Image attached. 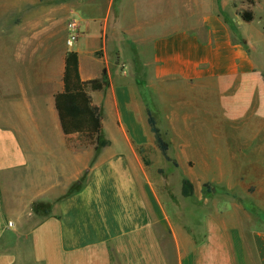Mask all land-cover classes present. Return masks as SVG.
Here are the masks:
<instances>
[{"label":"crops","instance_id":"obj_1","mask_svg":"<svg viewBox=\"0 0 264 264\" xmlns=\"http://www.w3.org/2000/svg\"><path fill=\"white\" fill-rule=\"evenodd\" d=\"M115 1L0 0V264H264V215L257 213L264 184L223 214L204 187L184 193L177 206L151 179L137 150L150 144L146 97L134 105L133 88L126 77L115 82L109 61L110 44L123 49L125 33L139 25L126 18L125 0L117 8ZM70 19L80 22L72 48ZM204 24L205 38L171 28L154 36L150 98L157 82L253 79L250 49L234 40L225 18L211 13ZM71 52L82 81L107 73L110 86L89 94L104 127L112 115L124 141L114 150L105 136L94 163L93 146L77 149L74 138L82 137L64 133L56 107ZM76 183L80 189L61 199ZM54 192L50 214L30 226L33 205Z\"/></svg>","mask_w":264,"mask_h":264},{"label":"rangeland","instance_id":"obj_2","mask_svg":"<svg viewBox=\"0 0 264 264\" xmlns=\"http://www.w3.org/2000/svg\"><path fill=\"white\" fill-rule=\"evenodd\" d=\"M122 1L116 0L114 7ZM125 7L126 18L139 27L125 33L127 44L123 49L110 44L111 73L118 85L120 78L126 77L133 88L134 105L143 104L142 94L146 97L144 104L169 143L168 155L172 159L166 160L147 126L150 144L137 148L146 170L156 184L167 189L174 205H181L184 180L188 179L193 190L204 187V194L218 203L223 214L232 213L233 202L244 203L248 193L264 184V0H125ZM130 10L140 11L139 19H132ZM211 13L223 16L234 40L250 49L256 64L253 79L249 82L238 77L225 84L188 83L175 87L157 82V94L150 98L152 88L147 73L154 36L171 28L195 31L205 38L204 17ZM250 15L252 20L247 22L245 18ZM105 125L104 135L113 142L112 149L122 150L124 141L112 115H106ZM81 137L74 138L78 150L84 143L88 148L90 143ZM90 145L94 163L100 152L97 154L95 145ZM80 179L84 181L85 176ZM79 189L78 183L71 184L60 198ZM57 196L54 192L51 198L38 202L41 207L39 212L33 210L30 226L52 211ZM263 212L258 208L259 217Z\"/></svg>","mask_w":264,"mask_h":264},{"label":"trees","instance_id":"obj_3","mask_svg":"<svg viewBox=\"0 0 264 264\" xmlns=\"http://www.w3.org/2000/svg\"><path fill=\"white\" fill-rule=\"evenodd\" d=\"M245 20L251 21L252 15ZM64 84V91L56 96V107L60 115L62 129L66 135L79 134L86 137L90 143L95 145V151L98 154L108 145V141L104 138L103 110L93 103L89 90L107 89L110 86L108 75L104 72L99 79L82 81L79 56L77 53L71 52L66 58ZM148 125L155 136L158 148L167 161H172L168 155L169 143L164 139L150 109H148ZM184 192L186 195L193 192V185L188 179L184 180ZM40 207L39 203H35L33 210L39 212Z\"/></svg>","mask_w":264,"mask_h":264},{"label":"built area","instance_id":"obj_4","mask_svg":"<svg viewBox=\"0 0 264 264\" xmlns=\"http://www.w3.org/2000/svg\"><path fill=\"white\" fill-rule=\"evenodd\" d=\"M68 37L66 44L69 48L74 47L80 36V22L76 19H70L67 24Z\"/></svg>","mask_w":264,"mask_h":264}]
</instances>
